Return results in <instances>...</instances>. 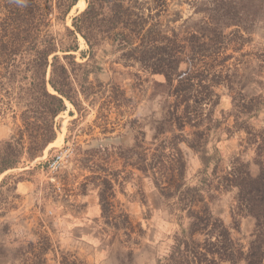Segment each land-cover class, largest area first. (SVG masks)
I'll use <instances>...</instances> for the list:
<instances>
[{
  "label": "trees",
  "instance_id": "trees-1",
  "mask_svg": "<svg viewBox=\"0 0 264 264\" xmlns=\"http://www.w3.org/2000/svg\"><path fill=\"white\" fill-rule=\"evenodd\" d=\"M79 2L0 0V119L7 113L16 119L13 108H21L24 129L0 142V174L35 159L53 143L54 120L64 111L65 101L76 107L79 96L94 101L104 95L110 84L99 83V93L86 84L89 75L100 70L90 66L89 59L108 46L126 67L136 66L162 79L153 82L151 96L159 98L160 118L152 125L150 137L147 140L141 132V140L120 155L123 167L140 171L168 203L170 213L177 215L179 229L169 253L157 264H264V130L254 131L249 125L259 111L255 101L260 96L243 92L244 79L239 74V65L248 64L244 59L250 53L242 50L253 42L250 36L261 7L258 0H82L75 11H81L85 3L86 8L73 17L71 28L52 31L54 23ZM184 7L189 12L186 17ZM77 35L88 48L80 53L82 59L88 58L82 63H76L71 54L78 51ZM220 87L227 90L232 105L228 118H233V124L225 132L229 136L245 132L258 167L255 177L241 159L222 169L221 158L208 155L210 135L225 121L215 117L221 99L215 89ZM117 92L115 108L122 116L130 100L118 87ZM99 119L107 132V116L99 112ZM27 131L28 143L23 138ZM182 145L198 155L202 166L193 182L186 180ZM230 190L235 191L233 213L255 220L245 242L233 238L211 208L214 192ZM15 191L16 182H9L7 192L17 199ZM111 198L113 193L99 194L101 217L115 235L122 229L127 242L135 243V226L127 214L116 213ZM8 227L0 229L2 236L9 234ZM31 234L36 242L14 248L11 264H85L76 252L54 249L41 223Z\"/></svg>",
  "mask_w": 264,
  "mask_h": 264
},
{
  "label": "rangeland",
  "instance_id": "rangeland-1",
  "mask_svg": "<svg viewBox=\"0 0 264 264\" xmlns=\"http://www.w3.org/2000/svg\"><path fill=\"white\" fill-rule=\"evenodd\" d=\"M258 2L261 6L258 21L250 36L253 42L242 50V53H250L244 59L248 64L239 65V74L244 79L243 92L250 97L260 96L255 101L260 105L257 116L249 121L254 131L264 130V0ZM85 8L86 3L81 11L73 9V13L54 23L52 31L63 33L66 27L71 28L73 17ZM186 9L183 8L184 17L189 13ZM79 37L77 35L78 51L71 53L76 63L88 59L81 57L80 53L88 48ZM71 61L62 60L63 63ZM88 64L100 70L89 75L86 85L99 93V83L110 84L104 95L94 101L93 97L86 101L79 96L76 107L65 101L64 111L54 120L55 142L48 144L35 159L0 174V229L9 226V234H0V242L4 244L0 248V264H11L14 248L36 242L31 230L38 223L43 225L54 249L76 252L85 264H157L169 253L172 237L179 229L176 213H170L168 203L140 171L123 167L124 160L120 156L141 140V132L146 133L147 140L150 137L152 125L160 118L159 98L151 96L153 82L162 79L136 66L126 67L112 55L108 46L97 49ZM117 87L130 100L127 113L122 116H118L115 108ZM48 90L51 92L50 87ZM215 92L221 95L215 117L225 121L210 135L208 155L221 158L222 169H228L235 158L241 159L248 163V171L255 177L258 167L253 162V148L246 145L245 132L234 131L230 136L225 132V128L233 124V118H228L231 97L223 87L216 88ZM20 109L13 108L16 119L13 113L0 119V142L16 133L18 128L23 129ZM99 112L107 116V132L103 131L104 122L99 119ZM131 121L136 122L128 125ZM29 134V131L24 132L26 143ZM180 148L186 161V180L193 182L202 168L200 160L185 145ZM59 152L65 156L63 167L55 173L47 171L46 161ZM129 172L133 175L128 176ZM9 177L11 180H7ZM13 181L16 182L13 195L19 196L17 199L7 192L9 182ZM100 193L108 196L113 193L111 202L116 213L127 214L135 226L138 234L132 235L135 243L127 242L122 229L115 235L114 229L106 225L101 217ZM234 196V190L214 192L211 208L230 228L233 238L245 242L254 229L255 220L244 213H233ZM13 206L16 208H11ZM48 258H52V254Z\"/></svg>",
  "mask_w": 264,
  "mask_h": 264
},
{
  "label": "built area",
  "instance_id": "built-area-1",
  "mask_svg": "<svg viewBox=\"0 0 264 264\" xmlns=\"http://www.w3.org/2000/svg\"><path fill=\"white\" fill-rule=\"evenodd\" d=\"M65 156L62 152L54 155L50 160L46 161V170L50 172H58L65 163Z\"/></svg>",
  "mask_w": 264,
  "mask_h": 264
},
{
  "label": "water",
  "instance_id": "water-1",
  "mask_svg": "<svg viewBox=\"0 0 264 264\" xmlns=\"http://www.w3.org/2000/svg\"><path fill=\"white\" fill-rule=\"evenodd\" d=\"M48 77H49V70H48V72H47V77H46V79H48ZM49 87V86H48Z\"/></svg>",
  "mask_w": 264,
  "mask_h": 264
},
{
  "label": "bare ground",
  "instance_id": "bare-ground-1",
  "mask_svg": "<svg viewBox=\"0 0 264 264\" xmlns=\"http://www.w3.org/2000/svg\"><path fill=\"white\" fill-rule=\"evenodd\" d=\"M76 8V7H75ZM75 8H74V10H75ZM71 13H73V10L71 11ZM79 39H81L82 40V38L81 37H79Z\"/></svg>",
  "mask_w": 264,
  "mask_h": 264
}]
</instances>
